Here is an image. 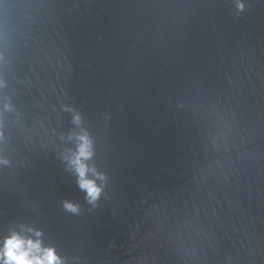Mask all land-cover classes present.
Returning <instances> with one entry per match:
<instances>
[{
	"label": "water",
	"instance_id": "water-1",
	"mask_svg": "<svg viewBox=\"0 0 264 264\" xmlns=\"http://www.w3.org/2000/svg\"><path fill=\"white\" fill-rule=\"evenodd\" d=\"M13 236L264 264V0H0V264Z\"/></svg>",
	"mask_w": 264,
	"mask_h": 264
},
{
	"label": "clouds",
	"instance_id": "clouds-1",
	"mask_svg": "<svg viewBox=\"0 0 264 264\" xmlns=\"http://www.w3.org/2000/svg\"><path fill=\"white\" fill-rule=\"evenodd\" d=\"M81 139L84 143L81 144L79 154L73 162L83 177L87 169L81 158H87L90 153L86 138L82 137ZM82 187H88L90 195L93 196L99 192V189L92 186L90 181H83ZM4 255L7 257L5 264H59L52 249H41L39 241L35 243L31 240L24 241L17 236L6 241Z\"/></svg>",
	"mask_w": 264,
	"mask_h": 264
}]
</instances>
